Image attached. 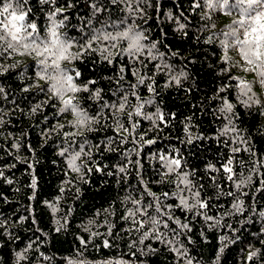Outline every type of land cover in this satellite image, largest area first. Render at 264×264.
I'll return each instance as SVG.
<instances>
[{
  "label": "trees",
  "instance_id": "obj_1",
  "mask_svg": "<svg viewBox=\"0 0 264 264\" xmlns=\"http://www.w3.org/2000/svg\"><path fill=\"white\" fill-rule=\"evenodd\" d=\"M198 2L202 4L203 0H159L158 5L148 0L147 6L141 5L143 14L133 13L129 19L130 24L142 28L148 39L157 43L159 51L167 56L165 62L186 73L180 84H175L168 74L156 70L159 61L149 60L147 53L141 63L139 58L120 54L119 45L111 49L108 42L97 41L95 50L85 55V49L76 43H87L88 33L101 28L105 21L119 23L127 17L129 7L125 0H56L54 5L28 0L34 22L44 31L53 8L61 9L55 20H63L60 31L72 38L69 52L77 57L62 62V67L69 75L81 73L74 76L78 87L95 82L88 84L91 95L78 93L74 102L100 119L91 131L75 129L71 126L74 116L59 111L62 102L51 92L50 83L39 78L40 68L34 55L16 46L17 51L0 57V264H18L17 254L21 252L26 259L19 264H188L189 258L192 264H264V167L257 165L258 171L251 173L253 162L264 160V108L257 104L245 107L235 96L230 100L237 112L236 127L247 140L246 144L230 146L223 143L228 137L219 135L223 118L215 111L223 85L244 79L252 84L251 94L261 102L264 86L259 85L255 73L245 71L247 65L238 50H228L231 60L224 63L225 50L217 36L228 31L237 15L210 12L197 7ZM205 14L215 21L207 30ZM177 22L186 24L185 30H179ZM104 48H109L110 59L102 55ZM225 67L234 81L225 79L227 73L221 71ZM142 77L144 83L136 87ZM149 84L155 87V93L148 91ZM123 90H127L123 94L128 95L133 107L141 101H154L145 104L144 111L154 113L157 107L160 109L167 121L166 126L160 125L163 131L140 117L136 118L140 127L132 137L117 129L112 112L102 105L113 102ZM96 91L99 97L95 96ZM131 92H136L141 100ZM224 95L227 97L228 93ZM116 115L123 118V113ZM186 127L193 137L190 143ZM78 131L79 135H72L73 143L86 137L83 147L87 155L77 161L85 167L75 172L68 166V157L60 155L67 138L61 133ZM141 134L144 141L154 139L156 143L140 141ZM114 136L116 142L109 144ZM120 136L125 137L124 142ZM196 136L203 138L195 139ZM133 137H137L134 142ZM236 146L241 151L233 154L231 147ZM172 148L186 162L185 171L194 170L190 179L203 185L202 196L213 197L215 207L208 214L215 221L207 222L203 216L177 209L176 215L191 228L178 238L187 256L181 257L166 244L150 239L138 245L137 256L131 257L127 244L136 234L128 231L131 225L120 217L133 207L125 200L129 186L138 188L140 184L135 168L126 175L119 173L115 165L126 162V150L136 149L128 159L140 160L143 180L159 196L175 188L153 183L159 180L153 154L170 152ZM244 148H250L252 155ZM232 155L237 161H245L243 169L234 162L235 171L252 175L251 182L240 190L222 170L214 172L207 167L212 164L220 168L221 162ZM33 179L35 188L31 186ZM228 191L243 201L241 212L232 208L236 200L226 195ZM217 193L219 199L215 198ZM48 204H54L58 211L53 212ZM61 224L64 227L57 231ZM223 237L228 239L222 240ZM105 240L113 247H104ZM29 244L31 247L25 251ZM149 244L156 251H140ZM253 252L256 256L249 260Z\"/></svg>",
  "mask_w": 264,
  "mask_h": 264
},
{
  "label": "snow or ice",
  "instance_id": "obj_2",
  "mask_svg": "<svg viewBox=\"0 0 264 264\" xmlns=\"http://www.w3.org/2000/svg\"><path fill=\"white\" fill-rule=\"evenodd\" d=\"M153 2L156 5L159 4V0H153ZM41 3L54 5L56 0H41ZM125 3L129 7L127 17L121 19L119 23L105 21L101 28H94L88 33L86 38L87 43H82V41H76V43L85 49V55L95 50L93 45L97 41L108 42L111 49H116L119 45L120 54H127L133 59L139 58L141 63H144L143 57L147 53L149 60L159 61L156 65L157 71L168 74L170 82L180 84L181 77H185L186 73L183 70L178 71L174 64L165 62L167 56L159 51L157 43L149 40L142 28L129 23V19L133 13L143 14L141 5L147 6L148 0H125ZM196 6L207 8L210 12H223L229 16L237 15V18L229 26L228 31H221L217 36L220 45L225 50L224 63L227 65L231 60V57L227 55L228 50H238L247 65L245 71L255 73L259 85L264 86V0H203L202 4L198 2ZM60 13L61 9L59 7L53 8L49 14L50 24L47 27V31H44V29L38 27L37 23L34 22L32 10L28 7V0H0V57H5L17 51L16 46L23 48L24 52L34 55L40 68L39 78L50 83L51 92L62 102L63 106L59 111L61 113H71L74 116L71 126L75 129L91 131L93 130L92 126L99 122L100 117L96 113L90 114L88 110L74 101L77 100L76 94L78 93L89 92L91 95L88 84H94L95 82L82 83V86L78 87L74 83V76L79 77L81 73L75 72L73 75H69L68 71L62 67V62L76 59L77 57L72 56L69 52V49L73 47L72 38L60 31L64 26L63 20L60 22H56L55 20L56 16ZM204 18L208 21L204 25L205 30L214 26L215 21L212 20L210 15L205 14ZM66 19L67 17L65 16L64 20ZM169 19H172L171 14H169ZM97 22L99 23V20ZM177 27L183 31L186 28V24L177 22ZM109 28L112 30L109 31ZM146 40L147 43H145ZM102 55L106 59H110L109 48H104ZM172 55L175 56L176 54L172 53ZM221 71L227 73L225 75L226 80L230 82L234 81L235 78L228 73L226 67L222 68ZM143 83L144 78L142 77L136 87ZM129 87L131 88L132 86L130 85ZM147 87L149 92H156L155 87L151 84ZM124 91L127 90H123L121 95H118L113 102L102 105L103 108L109 109L112 112L117 129L132 137L135 130L140 127L139 120L136 119L140 117L153 122L154 127L158 131H163L160 125L166 126L167 121L160 109L157 107L154 113H146L144 111L145 104L154 103V101H141L133 107L128 95L123 94ZM219 91V107L215 111L223 118V127L219 135L228 137V139L223 141L224 145L230 146L231 143H236L237 145L246 144V138L241 136L234 122L237 112L234 103L230 102V100L235 96L239 104L245 107L257 104L262 108H264V102L256 99L251 94L253 86L244 79L223 85ZM0 92H3L2 88H0ZM225 92L228 93L227 97L224 95ZM131 95L135 96L138 101L141 100L136 92H131ZM95 96H100L99 91L95 92ZM116 113H123V118L116 115ZM157 121L159 123H156ZM185 132L188 133L189 139L187 142L190 143L193 139L192 134L187 127L185 128ZM61 135L67 138L60 155L68 157V166L72 171L80 172L81 168L85 166L82 164L78 165L77 161L82 156L87 155L83 147L87 143V138L83 137L78 144H74L72 135H79V131L73 134L64 132ZM202 138L201 136L195 137V139ZM136 139L137 137H133V142ZM138 139L144 141V136L141 134L138 136ZM119 140L124 142L125 137L120 136ZM115 142V136L108 141L109 144ZM144 142L149 145L156 143L154 139ZM243 150L248 151L252 155L250 148H244ZM133 151H136V149L126 150V162L115 165L119 173L126 175L130 173V169L135 168L138 183L140 184L138 188H131L129 186L130 191L125 200L133 207L126 209L127 215L120 217V219L131 225L128 231L136 234L135 237L130 238L127 244L130 250L129 255L136 257L137 246L143 245L146 240L151 239L166 244L181 257L187 256V250L178 238L190 232L191 228L188 223H185L176 215V210L189 212L194 216H203L205 221L213 222L215 221V217L208 214L215 207L212 203L213 197L205 198L202 196L203 185L197 184L193 179H190V177H194L195 172L194 170L185 171L187 167L186 162H183V157L179 155L176 148H172L170 152H157L153 154V158L158 162V168L154 169L155 175L159 177V180H154L153 183L168 184L175 188V191H164L158 196L155 192L151 191L149 184L143 180V165L140 160L128 159ZM240 151V146L231 147L233 154ZM137 155H139L138 152ZM234 162L238 163L241 169L245 167V161L242 159L237 161L235 155L226 157L221 162L220 168H216L212 164H209L207 167L214 172L222 170L226 174V179L233 182L237 190L246 187L251 182V173L257 172L258 166L264 167V160L254 161L251 173L245 176L243 171L239 173L235 171L233 167ZM88 170L90 171L91 169ZM97 170L101 169L98 168ZM2 175L3 173L0 172V176ZM166 176H170L172 179L165 181L164 177ZM8 183H12V181L8 180ZM31 186L33 188L36 187L34 179ZM219 195L217 193L215 198L219 199ZM226 195L233 196L236 203L232 204V208L236 212H241L243 201L239 199V196L231 191H228ZM169 201H172V203H169ZM48 206L52 208L53 212L58 211L54 204H48ZM261 215L264 216V213H261ZM91 222L89 221V223ZM216 223L218 224L219 222L216 221ZM63 227L64 225L61 224L57 231ZM225 227L229 226L225 225ZM227 239V237L222 238V240ZM82 243L86 244L87 241H82ZM172 245H176V247L173 248ZM103 246L111 248L113 244L105 240ZM30 247L31 244L27 245L25 251ZM140 251L154 252L156 250L151 248L149 244L145 248L140 249ZM254 256H256V253H251L249 260ZM25 259L26 257L23 252L17 254L18 264L19 261ZM69 264H72V262L70 261ZM116 264H123V262L117 261ZM188 264H192L191 258L188 259Z\"/></svg>",
  "mask_w": 264,
  "mask_h": 264
}]
</instances>
